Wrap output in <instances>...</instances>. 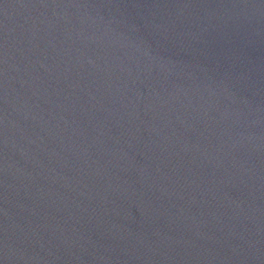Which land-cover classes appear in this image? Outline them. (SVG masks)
Wrapping results in <instances>:
<instances>
[{"label":"water","instance_id":"water-1","mask_svg":"<svg viewBox=\"0 0 264 264\" xmlns=\"http://www.w3.org/2000/svg\"><path fill=\"white\" fill-rule=\"evenodd\" d=\"M0 264H264V0H0Z\"/></svg>","mask_w":264,"mask_h":264}]
</instances>
